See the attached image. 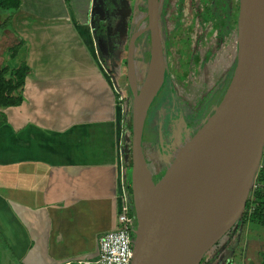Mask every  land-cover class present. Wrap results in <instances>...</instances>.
Segmentation results:
<instances>
[{"label":"crops","instance_id":"crops-1","mask_svg":"<svg viewBox=\"0 0 264 264\" xmlns=\"http://www.w3.org/2000/svg\"><path fill=\"white\" fill-rule=\"evenodd\" d=\"M114 9L109 17L119 16ZM70 10L69 0H21L3 29L4 44L8 36L10 46L23 43L29 69L21 105L0 110V238L7 264L94 262L98 237L116 227V191L127 170L111 80L120 84L128 54L123 64L107 62L104 53L121 25L101 23L102 13L85 18ZM142 147L145 160L143 150L152 147ZM251 258L243 256V264Z\"/></svg>","mask_w":264,"mask_h":264},{"label":"rangeland","instance_id":"rangeland-1","mask_svg":"<svg viewBox=\"0 0 264 264\" xmlns=\"http://www.w3.org/2000/svg\"><path fill=\"white\" fill-rule=\"evenodd\" d=\"M69 1L74 16L88 18L91 11L98 17L102 13L104 16L98 17L101 23L108 27L121 25V32L116 34L117 39L112 40L114 46L108 44L109 50L104 55L107 62L114 59L116 63L123 64L128 54L129 64L128 67L124 65V77L120 84H116L114 79L111 82L122 99L119 102L116 99V102L119 110H122L120 121L125 140L123 170H127V179L124 188L129 197V215L135 218L131 187V134L128 125L134 96L144 84L149 65L150 34L146 0ZM115 6V14L119 16L109 17L107 14L114 11ZM247 9L251 21H258L254 7L247 2L243 8L241 0H158V34L164 57V83L147 115L143 146L152 148L143 150L146 161L142 157V165L148 174L157 175L151 178L154 187L168 183L172 175L180 170L189 152L208 131L235 73L238 55L234 44L240 13ZM3 18L1 15L0 23ZM3 29H0V34L4 36ZM107 36L110 42L111 36ZM134 37L136 39L133 42ZM8 38L11 39V36L5 40L6 48L10 46ZM5 54L3 58L9 65L18 66L21 57L9 60V53ZM129 68L133 72L134 87ZM152 167L156 170H152ZM261 167L263 170L256 173L253 181V197L256 200L264 198V154L259 170ZM220 241L219 245L206 253V262L203 264H243L245 255H252L251 261L247 259L249 263L246 264L260 263L258 253L263 249L262 236L254 223L249 225L240 218L232 231ZM247 241L250 243L246 244ZM4 245L0 238V264L9 263ZM256 256L258 262L255 261Z\"/></svg>","mask_w":264,"mask_h":264},{"label":"water","instance_id":"water-1","mask_svg":"<svg viewBox=\"0 0 264 264\" xmlns=\"http://www.w3.org/2000/svg\"><path fill=\"white\" fill-rule=\"evenodd\" d=\"M247 2L264 28V0H241L243 8ZM146 5L150 57L145 79L160 47L158 0H146ZM237 68L238 60L208 131L180 170L158 187L148 174L152 197L145 203L139 201L136 190L139 168H144L143 131L150 106L163 86L164 68L160 67L159 86L149 89L144 80L135 94L131 114V187L136 220L132 264H173L195 251L191 264H199L245 211L264 150V54L247 77Z\"/></svg>","mask_w":264,"mask_h":264},{"label":"bare ground","instance_id":"bare-ground-1","mask_svg":"<svg viewBox=\"0 0 264 264\" xmlns=\"http://www.w3.org/2000/svg\"><path fill=\"white\" fill-rule=\"evenodd\" d=\"M238 55V71L243 77L250 75L256 68L258 62L264 54V28L256 21H251L250 15L246 10L240 13L239 25L237 28V40L234 44ZM164 68L163 52L159 47L158 58L151 64L148 77L145 79L146 87L149 89L159 86L162 80ZM130 69L131 84L133 72ZM153 77L152 83L150 79ZM137 196L141 203L152 197V188L149 182L148 172L140 167L137 177ZM197 255V251L190 253L181 260L173 264H191Z\"/></svg>","mask_w":264,"mask_h":264},{"label":"trees","instance_id":"trees-1","mask_svg":"<svg viewBox=\"0 0 264 264\" xmlns=\"http://www.w3.org/2000/svg\"><path fill=\"white\" fill-rule=\"evenodd\" d=\"M21 5V0H0V16L2 15L3 21L0 23V29L3 27H7L10 24L11 16ZM5 13V14H2ZM5 15V16H4ZM3 33L0 34V43L3 44L2 51L0 52V110L11 108V107H18L21 105L23 98H22V89L24 86V80L29 74V69L25 64V56L22 51L23 43L21 41L18 42L17 45L9 46L8 48L4 49L5 44L3 43ZM5 52L9 53L8 58L9 60H15L19 56L21 57V61L19 62L18 66L12 67L9 65L8 61L3 58ZM7 58V57H6ZM5 124V119L2 113H0V127ZM128 128L131 134V121L129 122ZM264 151V150H263ZM264 153V152H263ZM260 170L259 172H261ZM258 172V173H259ZM264 180V174H262ZM264 183V181H263ZM261 198L255 200L259 204L257 210L255 211L251 222L255 224H260L264 226V202H260ZM249 200H247L245 211L241 216V221L245 222L247 219V208ZM229 233V232H228ZM226 236V235H225ZM221 241H219L216 245H219ZM206 254L202 258L199 264H203L206 262ZM261 264V259H260Z\"/></svg>","mask_w":264,"mask_h":264},{"label":"built area","instance_id":"built-area-1","mask_svg":"<svg viewBox=\"0 0 264 264\" xmlns=\"http://www.w3.org/2000/svg\"><path fill=\"white\" fill-rule=\"evenodd\" d=\"M119 94H117L118 96ZM118 102L122 99L118 96ZM122 105V104H121ZM123 124L121 125L122 128ZM122 132V133H121ZM120 132V147L123 148L124 131ZM125 183L121 178L116 191V227L112 231L101 234L98 237V257L94 262L78 261L64 264H132L134 258V244L136 220L129 215V197L125 192ZM254 184L251 187L253 189ZM134 212V210H133ZM135 216V215H134Z\"/></svg>","mask_w":264,"mask_h":264},{"label":"flooded vegetation","instance_id":"flooded-vegetation-1","mask_svg":"<svg viewBox=\"0 0 264 264\" xmlns=\"http://www.w3.org/2000/svg\"><path fill=\"white\" fill-rule=\"evenodd\" d=\"M164 58V57H163ZM148 115V114H147ZM147 120V118H146ZM146 124V122H145ZM144 138V137H143ZM142 146H143V139H142ZM143 148V147H142ZM264 152V151H263ZM264 154V153H263ZM262 159H263V155H262ZM262 161V160H261ZM260 170H263L262 167ZM258 170V171H260ZM256 182V180H255ZM263 188H264V184H263ZM254 189H255V186L253 187V189L251 190V193L249 194L248 196V200L250 201V203H248V208H247V219L245 221V223L249 224V225H252V222H251V219L255 213V211L257 210L259 204H257L256 207H253V205H255V197H253V192H254ZM261 198V197H260ZM263 198V196H262ZM259 199V198H258ZM261 202H264V198L261 200ZM264 204V203H262ZM254 226H257L259 228V231L261 233V236H262V243H263V249L258 253L259 256H260V259H261V264H264V231H261V230H264V226L263 225H260V224H255L254 223ZM257 230V228H255ZM232 231V230H231ZM258 231V230H257ZM230 232V231H229ZM250 241V240H249ZM246 244H248V242ZM250 243V242H249ZM263 256V257H262Z\"/></svg>","mask_w":264,"mask_h":264}]
</instances>
